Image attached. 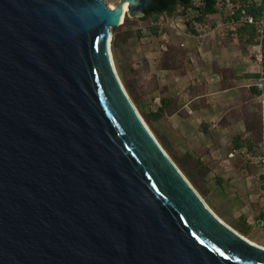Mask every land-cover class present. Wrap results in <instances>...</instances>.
Masks as SVG:
<instances>
[{
    "label": "water",
    "instance_id": "95a60500",
    "mask_svg": "<svg viewBox=\"0 0 264 264\" xmlns=\"http://www.w3.org/2000/svg\"><path fill=\"white\" fill-rule=\"evenodd\" d=\"M0 0V264H264L163 150L111 40L156 0Z\"/></svg>",
    "mask_w": 264,
    "mask_h": 264
},
{
    "label": "rangeland",
    "instance_id": "374dc122",
    "mask_svg": "<svg viewBox=\"0 0 264 264\" xmlns=\"http://www.w3.org/2000/svg\"><path fill=\"white\" fill-rule=\"evenodd\" d=\"M105 2L108 6L116 7L119 0ZM228 11L225 9L226 13ZM181 17L184 18L158 19L154 24L159 29L158 36L152 33V25L148 21L129 19L125 24L123 20L119 27L121 31L140 33L139 38L132 35L128 40L120 41L117 47V58L131 93L129 98L135 101L136 106L133 105L140 116L141 113L146 116L156 114L163 98L174 103L162 117L150 120L149 125L158 135L156 140L217 218L238 234L235 227L247 230L244 238L264 246V227L256 224L264 209V168L252 163V158L264 156V152L235 154L232 152L235 149L231 138L220 139L204 131L195 119L187 120L179 102L170 97L172 89L178 93L179 85L171 86V74L165 71L170 63L167 64L169 59L164 35L170 37L174 33L169 19ZM207 99L210 97L207 96ZM217 142L219 145L214 146ZM199 161L201 167L197 164Z\"/></svg>",
    "mask_w": 264,
    "mask_h": 264
},
{
    "label": "crops",
    "instance_id": "0c3cea01",
    "mask_svg": "<svg viewBox=\"0 0 264 264\" xmlns=\"http://www.w3.org/2000/svg\"><path fill=\"white\" fill-rule=\"evenodd\" d=\"M251 1L262 3V0ZM240 3V0H225L226 7H217L215 14L201 22L208 32L206 42L195 29L188 30L187 16L169 19L174 33L170 37L164 35L167 64L170 63L165 71L171 74V86L179 85L178 93L172 89L170 97L179 102L186 119H195L204 131L220 139L231 138L232 143L238 139L251 147L235 149L232 151L235 154L264 152V93L257 94L262 68L253 60L262 50L258 45L242 44L236 34L229 36L220 29L229 18L225 9L236 10ZM261 215L264 222V209ZM261 223L258 218L257 226L264 227Z\"/></svg>",
    "mask_w": 264,
    "mask_h": 264
},
{
    "label": "trees",
    "instance_id": "16d2710c",
    "mask_svg": "<svg viewBox=\"0 0 264 264\" xmlns=\"http://www.w3.org/2000/svg\"><path fill=\"white\" fill-rule=\"evenodd\" d=\"M157 3L151 5L149 9H147L144 13V16L141 18L142 21H148L152 28L150 30L153 34L157 35L158 28L154 27V24L157 22L158 19L162 17L167 18H173L176 16H187V28L190 32H194V24L195 23H201L203 22L206 17L213 15L217 12V4L221 3L222 6H225V0H199L200 6L197 8H194V11L196 14H191L190 9L193 8V0H156ZM240 6L235 10L234 12V18L238 19L241 15L250 16L253 18L255 22H258L262 18V12L264 10V3L256 4L252 2L251 0H240ZM229 19V18H228ZM130 20L126 16L124 19V23H128ZM111 33L113 35V38L111 40V50L113 52V59L115 60V66L117 73L123 83V86L129 95L131 97V93L129 92L128 86L125 84L124 76L121 71V67L117 58V47L118 43L122 40H128L132 37V35H135L136 38L140 37V33L136 31L135 32H129V31H121L118 28H113L111 30ZM235 34L237 35L240 43L242 44H253L258 45L256 39L258 37L256 26L253 24H245L242 26H239ZM261 50H262V58L264 62V41L261 44ZM258 77V76H257ZM258 95H261L262 92L258 91ZM132 100V99H131ZM133 104L136 106L135 101H133ZM173 104L170 99H161L160 100V108L158 109V112L156 114H148L146 116L145 114L142 115V118H145V123L148 125L150 130L153 132L154 136L158 140V135L154 133L152 126L149 125L150 120L160 118L164 115V112L166 109L170 107V105ZM138 108V107H137ZM161 144V143H160ZM248 147L251 149L249 145H246L244 143H241L238 141V139L234 140V149L240 150L241 148ZM198 165H202V163L199 161L197 162ZM201 192V191H199ZM203 196V194H201ZM263 216L261 215L260 220L262 221L261 224H263ZM235 230H237L242 236H247L248 231L245 229H240L238 227H235Z\"/></svg>",
    "mask_w": 264,
    "mask_h": 264
},
{
    "label": "built area",
    "instance_id": "2783aa9c",
    "mask_svg": "<svg viewBox=\"0 0 264 264\" xmlns=\"http://www.w3.org/2000/svg\"><path fill=\"white\" fill-rule=\"evenodd\" d=\"M127 0H119L118 4L120 3H126ZM262 3H264V0H262ZM200 6L199 0H193V8L190 9V13L196 14L194 11V8H197ZM217 7L222 8V4L219 3L217 4ZM229 19L225 21L223 24H221L220 29L224 33H226L229 36H234L235 31L239 26L245 25V24H253L256 26L258 37H257V43L259 48L261 49V44L264 41V10L262 12V18L260 21L255 22L252 17L250 16H245L241 15L238 19H235L234 12L235 10L232 7H229ZM186 19V17L184 16ZM164 21V19H162ZM170 23V21H169ZM194 29L195 31L199 34V38L203 41L206 42L208 39V32L206 28H204L201 23H195L194 24ZM254 62L259 65L262 68V71L260 73V78L257 81V87L259 91L264 93V69H263V58H262V53L259 52L253 56ZM231 157L233 156L232 154L230 155ZM252 163L256 165H260L261 167L264 168V156H260L257 158H252Z\"/></svg>",
    "mask_w": 264,
    "mask_h": 264
},
{
    "label": "bare ground",
    "instance_id": "6f19581e",
    "mask_svg": "<svg viewBox=\"0 0 264 264\" xmlns=\"http://www.w3.org/2000/svg\"><path fill=\"white\" fill-rule=\"evenodd\" d=\"M111 9L115 8L113 5H110L109 6ZM127 8H128V4L125 3L123 6H122V10H123V13H125L127 11Z\"/></svg>",
    "mask_w": 264,
    "mask_h": 264
}]
</instances>
